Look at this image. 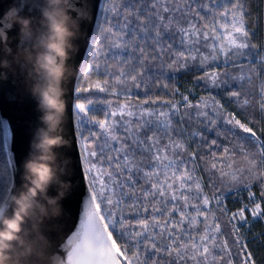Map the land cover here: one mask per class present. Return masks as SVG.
Returning a JSON list of instances; mask_svg holds the SVG:
<instances>
[{"label":"snow or ice","instance_id":"6c2138e0","mask_svg":"<svg viewBox=\"0 0 264 264\" xmlns=\"http://www.w3.org/2000/svg\"><path fill=\"white\" fill-rule=\"evenodd\" d=\"M13 2L7 17L0 11V82L20 33L28 47L43 34L40 63L53 84L73 69L66 103L55 87L43 96L66 114L81 182L73 222L61 217L39 236L29 210L55 205L46 195L60 199L58 184L49 186L45 164H32L30 183L17 185L12 129L0 117V264H257L264 231L251 226L264 221V45L255 42L248 0ZM177 74L206 97L193 104L192 89H171ZM164 90L180 99L162 100ZM225 193H247V202L230 212Z\"/></svg>","mask_w":264,"mask_h":264},{"label":"water","instance_id":"95a60500","mask_svg":"<svg viewBox=\"0 0 264 264\" xmlns=\"http://www.w3.org/2000/svg\"><path fill=\"white\" fill-rule=\"evenodd\" d=\"M50 4L51 0H45ZM14 10L13 0H0V11H4L5 17ZM41 20L47 18L41 15ZM77 28L80 25H75ZM39 31V29L37 30ZM50 31V28H49ZM86 32L87 29L85 28ZM17 57L15 63L9 66L5 73L6 79L0 82V117L7 120L12 129L11 152L14 156L15 167L19 169L15 179L17 185L23 188L30 183L33 177L29 165L45 164L50 169L52 179L49 186L56 183L57 196L46 195L47 201H56L55 205H40L30 209V217L33 221V230L41 237L47 238V233L55 231L57 225L53 221L62 219V224L68 226L73 222L78 211L77 197L73 195V189L80 187L78 167L81 161L79 144L72 142L73 138L67 135V119L65 113H58L55 109L48 108L44 102L43 93L50 87L57 88L61 102H65L66 89L64 84L66 77L73 69L65 67L67 71L57 84L52 83V78L47 76V69L40 63V58L47 54L43 34L32 39L31 47L27 46L28 39L23 33L15 36ZM72 38H68L69 49L75 48L77 56L81 46H73ZM86 51V49H84ZM82 62V60H78ZM46 63V61H45ZM66 103V102H65ZM53 116L49 121L48 116ZM67 139L64 144L41 147L46 139ZM41 157H48L47 160ZM19 195H24L20 191Z\"/></svg>","mask_w":264,"mask_h":264},{"label":"trees","instance_id":"16d2710c","mask_svg":"<svg viewBox=\"0 0 264 264\" xmlns=\"http://www.w3.org/2000/svg\"><path fill=\"white\" fill-rule=\"evenodd\" d=\"M250 10L252 12V20H253V27L256 29V40L255 42L258 43V45H264V0H248ZM260 17L259 20H257V17ZM194 81L191 77H181V74H177L176 81L170 85L171 89L178 88L181 93L187 94L185 89H192V95L189 96V100L193 104H197L199 100H201V97H206V92L202 88H194L193 87ZM161 94L160 89H155L153 93L151 94L153 98L157 95ZM141 98L144 97V93H140ZM163 99H172L174 102L180 99L179 95H172L169 90H164L162 94V100ZM135 103H139V101H134ZM161 102H158V104ZM146 107L156 108L157 105L149 104L146 105ZM166 110V109H164ZM98 118L103 119V116H99ZM4 159L0 157V167L3 166ZM204 183L206 184L207 181L205 180ZM255 191V189H254ZM205 193L208 195H211V190L207 187H205ZM246 196L247 193H241L239 197L236 196L235 193H225V205L229 209V211H236L240 206H242V202L246 203ZM231 197V198H229ZM218 216H220L219 213H217ZM228 217L226 216H220V222L221 227L225 232L230 231V225L225 227L227 225ZM251 230L253 233H259L261 231H264V221L254 224L251 226ZM241 235L246 234V228H241L240 230ZM231 243V240H230ZM253 247H256V245H253ZM257 264H260L261 261H264V248H257Z\"/></svg>","mask_w":264,"mask_h":264},{"label":"rangeland","instance_id":"374dc122","mask_svg":"<svg viewBox=\"0 0 264 264\" xmlns=\"http://www.w3.org/2000/svg\"><path fill=\"white\" fill-rule=\"evenodd\" d=\"M218 70H226V69L221 68V69H218ZM216 99H217L218 101H220L221 104H224V105H225V109H226V104H225V103H227V102H226L227 98H225V97H221V96H217ZM200 102H201V100H199L198 103H200ZM226 111H229V110L226 109ZM229 112H230V111H229ZM260 127H261V128H264V123H262V124L260 125Z\"/></svg>","mask_w":264,"mask_h":264},{"label":"crops","instance_id":"0c3cea01","mask_svg":"<svg viewBox=\"0 0 264 264\" xmlns=\"http://www.w3.org/2000/svg\"><path fill=\"white\" fill-rule=\"evenodd\" d=\"M226 104V109L229 111L233 110V106L231 104L225 103Z\"/></svg>","mask_w":264,"mask_h":264}]
</instances>
